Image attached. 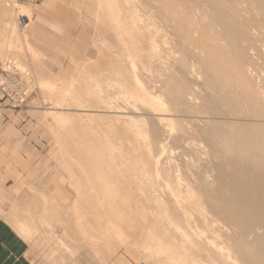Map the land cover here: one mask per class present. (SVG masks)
<instances>
[{
    "label": "bare ground",
    "instance_id": "bare-ground-1",
    "mask_svg": "<svg viewBox=\"0 0 264 264\" xmlns=\"http://www.w3.org/2000/svg\"><path fill=\"white\" fill-rule=\"evenodd\" d=\"M134 1L137 2L97 0L96 4L100 14L103 13L114 39H117V46L124 51L121 56H125L128 59H125L126 61L130 60L128 71V67L121 70L122 66L117 64L119 61L113 65V61L111 63L108 60L109 67L113 69L111 73L107 72L109 77L104 75L108 81L106 80L105 85L102 81V87H112L113 90L119 91L116 94L120 95L119 99H122V102L127 103L124 102V106L130 107L127 109L131 114L123 117L129 111L123 104L114 103L117 96L115 98L112 95V89V94L106 89L110 94L105 98L103 96L104 99H99L106 91L101 89L102 95L97 96L100 91L97 93L94 88L100 87L101 82L95 77L90 83L84 84L85 87L84 85L83 88L79 87L80 94L74 88L77 82L78 85L81 82L77 80L70 81L66 88L57 84L60 87L54 86L57 90L53 89L58 91L60 96L57 97H61L57 102L58 107L66 97L76 94L75 96L77 98L80 96L82 102H88L86 97L90 96L93 99L92 103L101 105L97 108H104L110 114H113L114 110H119L117 113L120 112L119 116L122 117L118 116L116 123H121L124 131L130 135V151L133 153L130 158L118 153L117 148L114 149L112 146L113 149L110 148L112 154L107 152L112 157L105 152L106 155H103L107 158L104 159L100 155L94 159L99 149L92 154V151L87 149L93 146H82V143L79 146L82 148L89 146L84 151L86 154L95 155L87 154L90 159L93 157L95 161L98 159L100 162L102 157L104 161H101V167L108 157L114 160L113 155L118 153L117 159L126 167L113 164L115 166L111 167L113 171L109 168L111 170L109 172L107 168L105 170L108 173L104 175L101 171L100 176L103 177L100 178L108 183L106 175L111 176V173L115 172L114 169H117L118 173L124 171L129 175L126 177L130 183L134 185V190L131 184L129 188L126 185V189L130 190L131 187L134 191L132 197L138 199L128 203L127 198L124 202L121 200L128 208L125 210L123 205L121 206L123 203L119 200L120 197L113 196L114 193L118 194V190L117 192L114 190L112 187L114 184H110V181L108 184L104 182V185L101 183L103 187L100 188H105L109 194H104L105 191L102 189L103 196L100 195L104 199V195L113 197L112 200H118L121 204L117 201L120 205L117 204L116 207L115 204H111L113 201L109 202V198L106 203L99 193H96L97 190L91 183L94 178H96L94 183L98 182V177H95L97 164H94L96 170L92 172L90 166L93 165L89 164L87 168H90V174L86 168L88 163L84 160L87 157L84 156L82 159L83 156L80 154L84 155L83 150L80 153L77 150L81 147L75 146L74 148H78L75 154L78 153L80 158L75 159L83 161L82 164L85 163L84 167L80 161L78 162L83 170H86L84 172L87 180L84 184L86 186V183L90 182V185H87L90 190L87 186L86 188L92 190L93 198L91 197L92 204L87 205L86 199L80 196L85 191L80 192L79 187L75 195L78 192L81 194L78 193L77 202L75 200L76 203L73 202L74 210L80 207V213H84L88 212L89 208V211L99 212L103 216L106 212L108 227L100 226L101 222H97V225L111 235L120 237L123 235L125 238L121 239L128 245L136 244L135 232L140 226L138 221L135 223L130 221L140 218L132 211L140 212V221L143 222H145L143 215L148 214V217H152L153 221L149 224L155 233H152L150 238L151 244H139L137 251L148 260L153 259L157 264H264V67L256 68L255 63L248 58L250 52L264 56V0H138L137 3ZM137 7L143 10V18L138 14ZM24 10L17 9V15L26 12ZM145 50H148L149 56L146 52L143 53ZM166 52V56H171L172 52L179 56L176 58L177 66H171L175 69L167 67L170 56L166 58L164 56ZM141 53L147 56L143 57L144 59H150L159 70H164L161 75L163 78L157 82L159 90L156 95L148 92L138 78V66L136 67L135 62L143 60ZM103 59L101 58V61ZM191 60H195L198 67L199 65L202 67L206 82L208 81L213 88V93L205 100L196 97L192 76L197 65H193ZM145 65L141 64V68L139 66L144 74L151 69L149 67L147 69ZM83 82L85 83V81L81 83ZM219 94L222 95L220 100ZM121 108L124 110H120ZM125 110L126 113L122 114ZM55 113L51 114L52 118L59 125L64 124L63 127L60 125L64 128L66 119ZM81 115L83 118L87 116ZM184 118L185 121L179 120ZM93 119L89 117L86 121ZM80 122L83 123L81 119ZM71 133L76 135L73 131ZM103 138L105 141V137ZM126 143L128 142L125 141ZM68 157L66 156L70 161ZM75 159L73 160L76 164ZM93 159L89 162L95 163ZM110 160L106 163L109 164ZM80 166L78 171L82 173L83 170H79ZM104 166L106 168L109 165ZM116 166L120 167V170ZM117 172L118 177L123 176ZM89 177L90 180L87 182ZM109 184L113 189L107 187ZM98 187L100 186L97 185L96 188ZM99 192L101 193V190ZM84 194L90 197V193ZM120 196L122 198V195ZM17 216L13 212L12 226L24 240H28L31 238L32 228ZM89 224L90 220L86 216L80 217L77 221L80 237L86 240L90 248L96 252L101 251L98 249L100 243L92 240L91 235L83 229ZM61 245L68 250L63 242Z\"/></svg>",
    "mask_w": 264,
    "mask_h": 264
},
{
    "label": "rangeland",
    "instance_id": "rangeland-1",
    "mask_svg": "<svg viewBox=\"0 0 264 264\" xmlns=\"http://www.w3.org/2000/svg\"><path fill=\"white\" fill-rule=\"evenodd\" d=\"M73 1L75 2V5H76L75 10L79 16V22H78L79 38L82 36V38H84V41H81L79 39V43H81V45H79L77 47L76 52L73 51L71 53L69 52L67 54H62V55L58 56V58L61 59V63L59 66H62L64 69H62L61 71H57V75H53V74L49 73L48 71H44L42 69L41 57H39L26 42L24 43L25 48H21L20 51H18L17 48L12 49V46L14 45L13 42H15V43L18 42L17 37L15 35L13 36V40L11 42H9L10 50L7 51L6 54H4V56L2 57V61L0 64V77L2 76V78L4 79L3 80V83H4L3 86L5 89L4 90L0 89V109H4L7 111H11V112H21L22 114L29 111V114H27V116L28 115L29 116L27 117L28 119H26V120L28 121V124L31 127H34L33 133L36 134L35 137H33L35 139L34 142H36L38 140V145L34 144V145H36L35 146L36 148L34 150V155H35L34 158H35V160H39V166H40L39 176L42 177L41 178L42 185L40 183L39 185L36 184L34 186L30 185V186H27L24 188H20L19 189L20 191L16 193L17 198H15L13 200H10V199L5 200V198L3 199L0 197V204H1V206H3V209L5 210V213L7 214L6 215L7 216L6 221L11 226H12V221H13L12 215L14 212L15 214L18 215L17 217H19L23 221H26V223H28L27 225L30 228H32L31 238H29L28 241L29 240L32 241L30 258H31V262L33 264H75V262H72V261L75 260L77 257L82 260L81 264H119V261L120 262L123 261L124 263L122 262V264H155L156 262L153 259L152 260L154 262L152 260H148V258H145L143 255H141L137 251L138 246H140L139 244H141V245H143V244H149L150 245L151 244L150 238L155 233L153 227L151 226V224H149V222L151 223L153 221L151 216H149V217H151V218H149L148 214H146V215L142 214L144 216V219H145V222H143V221H140L141 213L138 211L137 212L132 211L133 213H136L137 216H140V218L132 219L130 221H132L133 223H135V221H138L139 222L138 224H140V226L137 228V230L135 232V238H137L136 244L133 245V244L129 243V245H128L121 239V238H123V239L125 238L123 235L120 234L121 235V237H120L118 235H114V234L111 235L109 232L106 233L103 231L104 227L105 228L108 227L106 212L104 213V216H103L99 212H93L92 210L89 211V208H87L88 212L80 213L81 208L79 206L78 207L80 209L78 208L77 210H74L75 206H73V202H74V204L77 202L76 196L80 192L85 191L84 193H90V197L88 194H87L88 197L85 196L86 194H84V193H82V194L80 193L81 194L80 196L84 197V199H86L85 203H87V205L92 204L91 203L92 202L91 201L92 190L89 191L90 188L87 185H90V182H89L90 177H91V179H93L90 174L92 171L96 170V168H95L96 164H97L96 167L99 169V170L97 169L99 173H97V170H96L95 171V173H96L95 177H98L97 181L98 182L101 181V182H100V184L98 182L94 183V181L96 180V178H94L95 180L94 179H93V181L91 180V183H93L95 190H97L96 193H99V195L101 194L103 196V193L109 194L107 191H105V188L104 189L102 188L103 191H105V192H103L102 189H100L101 187H103L104 182H106V180L102 181L101 178L103 177L104 174L108 173L106 171L107 168L108 169L110 168L113 171V168H111L113 166V164L114 165L121 164L120 167H123V168L126 167L123 165L122 162H120L119 159H117L118 155L116 156V154H118L120 152L126 158L127 157L130 158V156L133 153H132V151H130L131 150V145L129 143L130 142L129 141L130 135L124 131V128L121 125V123H119V122H118V124L116 123L117 117L120 115V112L117 113V111H119V110H117V111L114 110L113 114L112 113L110 114L104 108H97L101 105H99V104L96 105V104L92 103L91 101L93 99H91L90 96L86 97L88 102H82V101H80V99H81L80 96L77 98L75 96L76 94H72L74 97H72V95L69 96L68 98L66 97L64 99L65 101L62 100L60 102L61 106L58 107L59 103H57V102H58V100L61 99V97H59V98L57 97L60 95H59L58 91L54 90V89L57 90V87L54 88V86H58L57 84H60L66 88V85L72 80H77V81H81V82L85 81V83L83 82V84L81 82H79L80 83L79 85H78V82L76 81L77 85L74 88H75V90L78 91V94H80L79 93V91H80L79 87L83 88V85L90 83L94 77L96 78L97 81L101 82V83H99V86L101 88L98 87V88H100V90L98 88H94L97 93H98V91H100L97 94V96L99 95V97H100L102 94H104L100 98L98 97L99 99H104L110 93L112 94V92H113L112 95H114L115 98L117 96V100L119 101L118 102L116 99H114V103H116V104L118 103V105L123 104V107L125 109H127L129 107L126 105L127 103L125 101L122 102V99H119L120 95L118 96L116 94L119 91H116L115 89L113 90L112 87H109L110 89L108 87L106 88V86L102 87L103 82H104L103 85H105L107 83V81H108L107 76L109 77L108 74L111 73V70L113 69V67H112V69H111V67H109L110 61H111V63L113 61V63H112L113 65L118 61L120 62V60L125 57V56L123 57V55L121 56V54H123L124 51H122L121 48L119 46H117L118 45L117 41H116L117 39H114V35L111 32L108 25L106 24L105 18L102 15L103 13L101 12V14H100V11L97 9L98 8L96 5L97 0H96V2L94 0H73ZM134 2H136V1H134ZM137 2H138V0H137ZM15 9L17 10V9H21V8L16 7ZM137 10L136 11L139 12L138 14L143 18V16H144L143 10L139 9V8ZM23 13H25V12H23ZM14 37L16 38V40ZM169 38H171V37L169 36ZM18 44H19V42H18ZM145 52L147 53L146 55L149 56L148 50H145L143 53H145ZM15 54H17V55H15ZM109 54H112V55H109ZM117 54L119 55V58H118ZM138 54H136V55H138ZM164 54L165 53H163V55ZM168 54H169V52H168ZM141 55H143V54L141 53ZM146 55L142 56L143 60L140 59L141 61H138V62L136 61L137 63L135 62L136 67L138 66L137 67L138 68V71H137L138 74L137 75H138V78L140 79L141 83L143 84V86L146 87V89H148V92H152L153 94L156 95V94H158V90H159L158 89L159 84L157 82H159L163 78V77H161V75H163L164 70L163 69L159 70L158 67H156L152 61H150V59L149 60H148V58L144 59L145 57H147ZM166 55H167V52L164 56H166ZM256 55H258V56H256ZM100 56L102 59L104 57L105 58L101 61ZM168 56H170V55H168ZM168 56H166V58H168ZM178 57H179L178 55L176 56L172 52L171 56L168 58L169 64H167L168 62L166 61V64L168 65L167 67L168 68H170L171 66L176 67L177 66L176 65V58L178 59ZM248 58L250 61L255 63L254 65L256 66V68L264 67V64H263L264 63L263 62L264 56L262 54L260 55L259 53L257 54L255 52L254 53L250 52V54L248 53ZM125 59H126V57L122 60L121 64H119V62L117 64H118V66L120 65V67L122 66L121 70H124L126 67H128L127 68V71H128L130 68V60L126 61L128 59H126V60ZM108 60H110V61H108ZM97 61H99V62H97ZM191 61L193 62V65H197V66H195V69L193 72L194 75L192 76V78H193L192 81L195 83L194 88H196L195 89L196 90L195 91L196 97H198L199 100H205L210 94L213 93V91H212L213 88H212V86H210L207 83L208 81L206 82L205 76L203 75V72L201 69L202 67L200 65L198 67V64L196 63L195 60H191ZM107 62H109V63H107ZM148 62H150V63H148ZM138 63H140V64H138ZM4 64H6L5 69H3ZM141 64H144V65L146 64L145 65V66H147L146 68L147 69L151 68L152 70L151 69H150V71L147 70V71H145V74H144V72L141 71V69H140ZM173 65H175V66H173ZM118 66H116V67H118ZM139 66H140V68H139ZM116 67H114V68H116ZM172 67L170 69H175ZM116 69H118V68H116ZM105 71H106V73H105ZM107 72H108V74H107ZM147 72L149 75L147 74ZM158 74H159V79H158ZM104 75H107V76H105L107 79L104 77ZM160 86H161V83H160ZM59 87L60 86H58V88ZM84 87H85V85H84ZM208 87L210 88V90ZM101 89L103 91H106V89L110 90V91H108L110 93L108 94L107 91H106L107 93L103 92V91H101ZM101 92H103V93L100 95ZM114 92H115V94H114ZM103 96H104V98H102ZM114 96L112 97V99L114 98ZM22 98L24 100L20 101ZM73 99H74V101H73ZM220 99H222V95L219 94V100ZM64 102H66V103L64 104ZM124 102L126 103L125 105L127 106V108L124 106ZM83 105H84V107H83ZM120 107H122V106H120ZM79 108H80V110H78ZM124 108H123V110H124ZM60 109H61V111H60ZM81 109H84V110H81ZM85 109H86V111H85ZM120 110H122V108ZM127 111H129V112L126 113V110H125L124 113H122V114L126 113V115L123 117H126L127 115L131 114L130 110L127 109ZM33 112H36V113H33ZM55 112H57V114H61L63 116V118L66 119L67 123L65 124L66 126L64 128H61V126H60V125H62V127H63L64 124L59 125V123H57V121H55L52 118L51 114L52 113L56 114ZM81 114L87 115V116H84V118H83ZM88 115H90V116H88ZM112 115L114 117H112ZM85 117H86V119H85ZM87 117L88 118L92 117L94 119L87 122L88 121ZM109 117H111V118L109 119ZM119 117H122V116H119ZM6 119H7L6 116H3L2 121L6 120ZM80 119L83 122L82 124H84L85 126L81 124ZM108 119L111 121H109ZM179 120L185 121L186 119L184 118V119H179ZM68 122H70V123H68ZM219 123H222V122L219 121ZM80 127L83 129H81ZM69 129H70V131H69ZM90 129H91V131H89ZM92 130L94 133L92 132ZM72 131H73V133L75 132L76 135L72 134L71 133ZM107 131H108V133H107ZM90 132H92V133H90ZM93 137H95V138H93ZM103 137H105V139H106L105 141H104ZM76 138H77V141H76ZM126 138H127V140H126ZM79 140H82V141L79 142ZM125 141L128 143L125 144ZM80 143H82V146L83 145L93 146V148L96 150H94L92 147H89V146H88L89 148L87 147L88 149L85 148L86 146L83 147V148H85V149H83L82 146H79V145H81ZM84 143H86V144H84ZM127 145H129L130 147ZM75 146L81 147L82 149L80 148L79 150H77L78 148H74ZM112 146L114 147V149L117 148L116 150L118 153H116V150H115L116 154H115V156L113 155L114 160H112V159L110 160V158L108 157V159L105 160V162H103L104 165L105 164H106V166L109 165L108 167L105 168L104 165L101 167L100 166V164L102 165L101 161H104V159L107 158L106 156L104 157L103 154H105V152L106 153L109 152L110 154H112V152H110L111 151L110 148L113 149ZM119 146L121 148H119ZM86 149L88 151L91 150L92 154H93V152L96 153V151L99 149L97 151V155H96V157H94V159H96L97 157H100V155L104 159L101 157L100 158L101 161L99 160L100 162H98L97 161L98 159L95 161L92 157L91 159H93L92 161H95V163L89 162V160H91L89 158V156L92 154L87 153L89 156H86L87 155L85 153ZM75 150L80 151V153L83 150L84 155H83V153L80 154L83 156L82 159H84V156H85V158L86 157L88 158V159L87 158L84 159L88 163V164L86 163L88 165V166L86 165V168L89 167V164L93 165L92 166L93 168L90 166L91 170H90V168H87L88 169L87 171H89V170L91 171V172L89 171L90 172L89 175L87 174V176H90L88 178V181H87L89 183L88 184L86 183V186L89 190L86 188V186L84 184V182L87 180V177L85 178L86 172H84L86 170L85 169L83 170V168L79 165L78 162L79 161L81 162V160L78 161L75 159V158H78V153L76 155ZM63 151L67 152L66 153L67 155L62 153ZM109 153H107V154H109ZM63 154L65 156H63ZM110 154L108 156H110ZM80 155H79V157H81ZM66 156H69L68 158H70L69 159L70 161H68ZM92 156H95V155H92ZM62 157H65V158H62ZM110 157H112V156H110ZM73 159H75L78 163V166H80V168H82V169L79 168L80 171L83 170L82 173L78 171V166L76 165L77 163L75 164V161ZM78 159H80V158H78ZM109 160H110V163L109 164L106 163V161L108 162ZM112 161H114V162H112ZM82 162H81V165L85 164V163L82 164ZM98 163H99V165H98ZM36 164H37V161H35V165ZM73 165H76V166H73ZM83 166L85 167V165H83ZM113 167H115V166H113ZM120 167L116 166V168H118V170H120L119 169ZM110 169H109V172L111 171ZM101 171L104 172V173L102 172V174H103L102 176H100ZM114 171H115L114 173L116 174L117 169L116 170L114 169ZM80 173H81V175H80ZM114 173L112 172L111 174L114 176H117V174L115 175ZM118 174H123V176L119 175L120 177L117 176V178L115 177V179H114L113 178L114 176H112V175L110 176V174L106 175L107 180L109 181L108 183H110V181H111L110 184H114V186H116V188H115L112 185L114 190L115 191L118 190V194L114 195L115 194L114 193L113 196L120 197L119 200L120 201L123 200V202L127 198V200H128L127 203L131 202V201H136L138 198L136 199V198L132 197V193L134 192L133 191L134 185L131 184L130 181L128 180L127 177L129 175L124 173V171L120 172ZM82 175L85 179L83 177H81ZM94 175L95 174H93V176ZM120 178L121 179L123 178V180H121ZM83 179H84V181H83ZM103 179H105V176ZM119 179L121 181H119ZM96 183H98V184H96ZM101 183L103 185H101ZM125 183H127V184H125ZM110 184L107 185V187H109ZM130 184H131V187L133 186L132 187L133 190H131V187H130V190L128 189ZM97 185H99L100 187L96 188ZM126 185L128 186L127 189H126V187H127ZM105 186H106V184H105ZM79 187H80V192H78L77 195H75V193H76V191H78ZM81 188H82V190H81ZM83 188L86 190H83ZM113 188H110V189H113ZM100 190H101V193L99 192ZM120 191L122 192V194ZM126 192H128V193H126ZM101 195H100V197H102ZM120 195H122V198H124V199H122ZM106 196L107 195H104L105 199L103 197H102V199L106 202V200L109 198L108 199V200H110L109 202H111V201L116 202V203L111 202V204H115L116 207H117V204H119V203L121 204V202H122V201L119 202L117 200L119 202L118 203L117 201H115V199H113V200L111 199L113 197H110V196L106 197ZM83 200H81V201L83 202ZM106 203H108V202H106ZM122 205L125 208V210L128 209L125 207L124 203L121 204V206ZM71 207H72V209H71ZM118 207H120V206H118ZM76 208H77V206H76ZM83 209H84V207H83ZM129 210L127 212H129ZM82 216H86L90 220L91 224L84 226L83 229L86 231V233L91 235L90 238L92 240H97L96 243H98V242L100 243V246L98 245V249H101V251L98 250L99 253L96 252V250L90 248L86 244V240H82L80 237V234L78 232V227H77V221L80 220V217H82ZM146 219H150V221H148ZM130 221H124V222H130ZM147 221H148V223H147ZM97 222L102 223V224H99L100 226L102 225V227H103L102 229L99 228V226L97 225ZM152 225H154V224H152ZM114 239H117V241H113ZM133 240H135V239H133ZM61 242H63L67 246L68 250L64 249V247L61 245ZM101 252L103 253V255ZM108 253H111V255H109Z\"/></svg>",
    "mask_w": 264,
    "mask_h": 264
},
{
    "label": "crops",
    "instance_id": "crops-1",
    "mask_svg": "<svg viewBox=\"0 0 264 264\" xmlns=\"http://www.w3.org/2000/svg\"><path fill=\"white\" fill-rule=\"evenodd\" d=\"M16 7L26 12L17 15ZM75 7L73 0H0V64L15 35L19 44L13 42L12 49L20 51L26 42L41 57L42 69L57 75L64 69L59 66L58 56L76 52L81 45L79 39L84 41L82 36L79 38ZM27 114L29 111L22 114L0 109V197L5 200L17 198L20 188L42 185L39 160L34 158L38 140L34 142L36 134L26 120ZM3 116L7 118L4 121ZM6 215L0 204V264H33L32 241L19 236L6 221ZM81 261L77 257L72 262Z\"/></svg>",
    "mask_w": 264,
    "mask_h": 264
},
{
    "label": "built area",
    "instance_id": "built-area-1",
    "mask_svg": "<svg viewBox=\"0 0 264 264\" xmlns=\"http://www.w3.org/2000/svg\"><path fill=\"white\" fill-rule=\"evenodd\" d=\"M6 68V64H4V68L3 69H5ZM3 71V70H2ZM3 78H2V76L0 77V89H2V90H4L5 88H4V83H3ZM24 99L22 98L20 101H23Z\"/></svg>",
    "mask_w": 264,
    "mask_h": 264
}]
</instances>
